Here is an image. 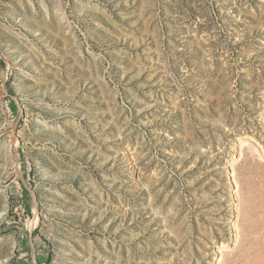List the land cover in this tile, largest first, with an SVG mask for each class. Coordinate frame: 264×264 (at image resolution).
<instances>
[{
  "label": "rangeland",
  "instance_id": "rangeland-1",
  "mask_svg": "<svg viewBox=\"0 0 264 264\" xmlns=\"http://www.w3.org/2000/svg\"><path fill=\"white\" fill-rule=\"evenodd\" d=\"M264 0H0V264H264Z\"/></svg>",
  "mask_w": 264,
  "mask_h": 264
},
{
  "label": "bare ground",
  "instance_id": "bare-ground-1",
  "mask_svg": "<svg viewBox=\"0 0 264 264\" xmlns=\"http://www.w3.org/2000/svg\"><path fill=\"white\" fill-rule=\"evenodd\" d=\"M262 149H263V151H264V146H262Z\"/></svg>",
  "mask_w": 264,
  "mask_h": 264
}]
</instances>
